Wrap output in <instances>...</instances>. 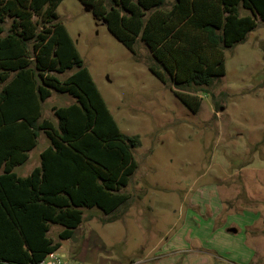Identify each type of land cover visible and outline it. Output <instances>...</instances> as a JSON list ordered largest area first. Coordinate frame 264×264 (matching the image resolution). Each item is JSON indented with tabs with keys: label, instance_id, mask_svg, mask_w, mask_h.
<instances>
[{
	"label": "trees",
	"instance_id": "16d2710c",
	"mask_svg": "<svg viewBox=\"0 0 264 264\" xmlns=\"http://www.w3.org/2000/svg\"><path fill=\"white\" fill-rule=\"evenodd\" d=\"M78 1L130 52L142 42L148 70L194 114L200 94L225 74L224 52L264 23V0ZM61 2L0 0V264H40L82 224L83 209L112 216L130 200L123 189L139 138L119 132L57 21ZM53 92L74 100L51 108L56 125L42 118ZM41 133L48 146L39 166L17 176ZM51 225L62 227L59 241L48 237Z\"/></svg>",
	"mask_w": 264,
	"mask_h": 264
},
{
	"label": "rangeland",
	"instance_id": "374dc122",
	"mask_svg": "<svg viewBox=\"0 0 264 264\" xmlns=\"http://www.w3.org/2000/svg\"><path fill=\"white\" fill-rule=\"evenodd\" d=\"M171 2L167 0L168 5ZM239 13L248 14L242 9ZM56 15L119 132L140 141L132 151L136 170L123 189L130 196L127 208L103 218L102 222L115 219L114 225L94 230L104 246L94 249L93 242H83L76 233L73 252L58 251L61 260L98 264L100 256V264H107L112 256L120 259L119 264H231L203 252L195 262L189 250L192 244L207 249L230 242L237 259L243 254L237 256V250L243 245L250 248L252 236L228 233L216 218L228 221L235 216L245 226L264 213L263 206L251 209L252 203L245 202L251 187H264V23L258 19L245 41L224 52L225 74L207 89L208 94H200L201 107L194 114L176 99L170 83L163 84L148 70L150 53L142 42L130 52L78 0H62ZM72 72L57 77L64 80ZM72 101L53 92L42 104V118L56 125L51 108ZM46 143L41 133L29 160L15 168V174L24 176L35 163L38 166ZM240 198L244 202L239 203ZM235 206L243 216L230 215ZM83 215L104 217L96 208L83 209ZM61 229L51 225L48 237L59 241ZM255 236H262L253 251L264 264V234Z\"/></svg>",
	"mask_w": 264,
	"mask_h": 264
},
{
	"label": "crops",
	"instance_id": "0c3cea01",
	"mask_svg": "<svg viewBox=\"0 0 264 264\" xmlns=\"http://www.w3.org/2000/svg\"><path fill=\"white\" fill-rule=\"evenodd\" d=\"M73 102L74 101H72L70 104H72ZM38 139H40V136L38 137ZM38 139H37V142H38ZM47 146H48V143H46V145H43V149L38 154V159H39L40 153ZM29 153H28V159H27V161L29 160ZM38 166H39V162H38ZM18 167H20V166H18ZM35 167H37V164L36 163L34 164L33 168H35ZM31 170L29 172H27L26 175L19 176V177H25V176L29 175V173L31 172ZM237 194H239V193H237ZM235 196L236 197L237 196L240 197V195H235ZM245 197H246V201L245 202L252 203L251 204V209L252 208L258 209L257 207H262V206L264 207V203L262 204V202H264V187L262 185H256V188L255 187H251L249 189V192L246 193ZM225 200L226 199L224 198L223 202ZM241 200H242V198H240L239 203L244 202V201H241ZM227 201H229V200H227ZM242 208H244V206H242ZM228 209H229V206H228ZM219 212H220L219 208H216V216H217V214ZM256 212H258V210ZM229 213H231L230 215H232V214H239L240 213L239 215L240 216H243V213L241 212L240 208H238V206L237 207L235 206L234 208H232V210H230ZM261 213H260V215L258 216L257 219H254L253 221H251V224L245 225V226H243L241 224V221L240 220H236V217L235 216L229 217L228 218V221L225 218L224 219H221V218H216V216H215L216 223H220V222L221 223H224L226 225V229H227L228 233L244 232L247 236H252V239H251L252 240V244H251L250 248H248L245 245H243V248H241L242 251L237 250V254H238L237 256H239L240 253L243 252V254L240 255V256H243L242 258L240 256L237 259L233 258V255H236V253H233V249L235 247H234V245L232 243L227 242V243H223V244H218L215 247H211V248L208 247V246H206L207 249L202 248L201 245L192 244V248L189 250L190 253L194 257L192 259L196 262L197 261V256L203 255L202 254V252H203V253L209 254V256L212 257V258H215L217 260H221L223 262L227 261L228 263H231V264H259L258 259L256 257V253L253 251V248H254L253 245H257V243H258L257 241H259V240L262 239V236L257 237L255 235H257L258 233L259 234H261V233L264 234V213L262 211H261ZM209 214H210V217L214 218V213L212 211ZM103 218H106V216H104L102 218L101 217L100 218H96L94 215H89L87 217L83 215V222H82V224L77 229L74 230L73 235L76 234V233H78L77 238L82 239L83 242H85V241L86 242L89 241V243H90V241L93 242V245L94 244L96 245V246H92V248H94V249L97 246H99V247L102 246V245L104 246L103 239L100 236H98L97 232H95L94 230L99 231L100 229H103L105 227L114 225L115 222H111V223H109L108 221L102 222ZM213 222H214V220H213ZM61 231H62V229L59 230V232H57V233H60ZM73 235L68 240V243L67 244H65V245L63 244L60 247L59 251L63 250V248L64 249L67 248V249L70 250V252H73V246H75L74 244L77 243L76 240H73ZM90 235H92L93 237H91ZM229 238H230V236H229ZM155 247L156 246H154L152 248V250H154ZM255 250H256V248H255ZM234 251H236V250H234ZM238 252H240V253H238ZM80 255H81V252L79 253V256ZM85 255H87V252H86ZM110 257H111L110 258L111 260L107 264H119L118 260H120V259L117 260V259H113L112 256H110ZM117 257L123 259V256L120 255V254L117 255ZM223 257H227L226 258L227 260H225V258H223ZM229 257H232V258H229ZM100 259L101 258L99 256L98 264H100ZM228 259H229V261H228ZM230 259H235V260L232 261ZM145 260H147V259H145ZM193 260H192V262H193ZM208 260H209V258H208ZM141 261H142V259H141ZM66 263H68V262H66Z\"/></svg>",
	"mask_w": 264,
	"mask_h": 264
},
{
	"label": "built area",
	"instance_id": "2783aa9c",
	"mask_svg": "<svg viewBox=\"0 0 264 264\" xmlns=\"http://www.w3.org/2000/svg\"><path fill=\"white\" fill-rule=\"evenodd\" d=\"M47 256L50 257V260H47V261L43 260L40 264H68V263L63 262L61 260V257L59 255L58 251L57 252L50 253Z\"/></svg>",
	"mask_w": 264,
	"mask_h": 264
},
{
	"label": "water",
	"instance_id": "95a60500",
	"mask_svg": "<svg viewBox=\"0 0 264 264\" xmlns=\"http://www.w3.org/2000/svg\"><path fill=\"white\" fill-rule=\"evenodd\" d=\"M61 243L65 245L68 243V241H62Z\"/></svg>",
	"mask_w": 264,
	"mask_h": 264
}]
</instances>
